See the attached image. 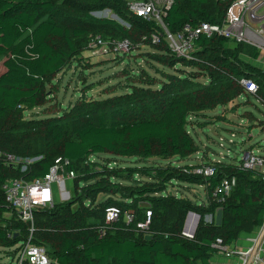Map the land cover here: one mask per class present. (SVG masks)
<instances>
[{
	"label": "trees",
	"instance_id": "16d2710c",
	"mask_svg": "<svg viewBox=\"0 0 264 264\" xmlns=\"http://www.w3.org/2000/svg\"><path fill=\"white\" fill-rule=\"evenodd\" d=\"M56 1L62 7L82 14L95 23V26L104 28L113 25V20L94 19L90 15V12L110 5L120 16H125L126 12L130 27L146 34V37L157 28L154 21L129 14L125 0H0V57H4V69L0 73V137L12 149L0 153L14 156L18 154L17 157L21 158L40 156L24 173L20 172V167L14 169L3 164L0 159V215L15 213L2 199V185L8 178L23 175L28 179L42 177L48 173L57 156L68 158L71 162L69 168L77 175L79 165L88 161L98 167L95 170L84 169L87 171L83 179L86 184L81 186L80 199L89 202L99 193L111 196L94 210L84 207L75 212L74 217H83L74 236L65 231L70 229L71 219L64 216L54 219L59 213L68 211L66 205L69 202L39 210L41 217H47L48 220L54 217L52 225L65 228L57 237L52 252L47 249V254L54 260L52 264H212L213 255L218 254V250L212 246L217 237L230 245L239 237L252 234L262 223L263 172L226 162H215L216 173L206 177L192 172L199 164L170 165L154 169L136 166L129 168L128 174L139 173L148 179H135L134 183L119 184L115 181L106 182L104 178L111 169L101 168L99 161L95 163L90 158L112 154L134 157L144 162L152 155H159L164 159L171 156L181 159L190 157L200 151L189 132L192 115L199 114L206 108L212 109L230 103L239 97L243 89L237 79L244 75H251L259 84L258 96L262 98L260 93H264V71L240 59L241 46L233 48L223 38L203 37L197 41V45L201 47L196 52L199 58L197 61L176 57L166 46L160 45L165 47L162 53L167 56L168 62L165 64L174 67L177 63H182L198 71L188 72L192 74L190 76L187 72L183 75L178 70L180 77H175L174 81L164 79L156 90L149 83L131 86L125 84L130 90L126 93L125 105L114 106L110 118L104 107L97 109L96 117H92L89 111L82 110L80 104L79 113L70 124V130L61 115L56 119H45L42 123L43 120L22 114L40 103L43 89L55 83L57 75L65 71L71 59L81 63L80 58L73 56L78 50L70 41L71 30L63 23L66 16L56 7ZM230 1L173 0L164 23L171 32L178 31L185 24L218 23ZM117 29L123 36L121 40L128 39L132 42L123 26L118 25ZM53 37L64 39L69 50L52 44ZM198 74L206 79L205 82L198 80ZM181 90L184 91L180 92ZM185 90H190L189 95ZM49 93L52 96V91ZM81 102L96 103L84 99ZM137 103L141 104L138 107L140 110L154 109L153 117L130 121V110L138 111ZM17 114H20L19 118L15 119ZM40 124L43 125L42 129H38ZM36 130L44 140L38 151L30 147L34 141L31 131ZM69 131L77 138L69 139ZM151 170L156 171L154 175H150ZM233 176L237 178L236 186L224 202H216L213 197L215 187L223 177ZM124 180L130 178L126 177ZM174 182L182 187L184 184L202 186L206 197L191 200L177 195L168 189L169 184ZM111 206L120 208V217L116 222L105 223L104 211ZM147 208L152 211L149 239L145 238L143 232L134 229L137 221L144 220ZM171 209L175 210V214H169ZM218 209L222 210L220 225L199 221L192 238L182 234L184 219L189 211L211 215L213 218ZM129 210L135 213V220L126 225L124 213ZM89 216H96L101 222L89 226L86 224V217ZM249 217L252 229L243 231L242 225ZM3 222L5 225L0 226V246L11 248L19 241L22 242L21 237L12 236L16 230L27 233L24 223L8 222L5 219ZM33 243L45 244L35 234ZM14 252H10V256Z\"/></svg>",
	"mask_w": 264,
	"mask_h": 264
},
{
	"label": "rangeland",
	"instance_id": "374dc122",
	"mask_svg": "<svg viewBox=\"0 0 264 264\" xmlns=\"http://www.w3.org/2000/svg\"><path fill=\"white\" fill-rule=\"evenodd\" d=\"M210 1L216 2V0ZM55 5L66 16V20L63 23L70 28V41L75 49L78 50L73 56L76 59L80 58L81 63L74 58L73 61L71 59L65 71L57 75L55 83L43 89L40 103L32 108V110L23 113V116L34 117L35 119L43 120L42 123H44L45 119H56V117L61 115L67 121L66 126L70 130V124L75 119L80 104L83 107L82 110L89 111L92 117H96L97 109L104 107L107 117L110 118L114 106L125 105L124 101L127 100L125 99L126 93L130 91L126 88L125 84L128 83L131 86L132 84L149 83L151 88L156 90L164 79L174 81L175 77H180L178 70L182 71L183 75L187 72V75L190 76L192 74H188V72L193 71L195 73L198 71L196 68L186 66L182 63H177L174 67L165 64L168 62L167 56L162 54L165 51V47L152 45L148 37L145 36L146 34H142L130 27L129 22L126 20L128 17L126 12L124 14L125 16H120L114 11V7L110 5L102 10L90 12L91 17L94 19H110L114 21L113 25L103 28L101 26H95V23L87 20L82 14L62 7L59 1H56ZM112 13L116 14L118 18H115ZM118 25L123 26L128 31V35L133 42H131L134 47L132 51L123 55L122 52L118 54L114 53V51L110 52V48L105 52L98 49V47H92V40L96 36H101L110 45H113L115 41L121 40L123 36L118 33ZM51 43L69 50L68 43L62 38L53 37ZM241 46L247 55L254 54V47L246 44H241ZM3 59L4 57L1 56L0 73L4 69L2 64ZM197 76L199 81H203L201 75L199 76L198 74ZM47 81L49 82V79ZM144 87L147 86L145 85ZM49 91H52V96H50ZM183 91L181 90L180 92ZM185 91H188L187 95H189L190 90ZM260 94L264 99V93ZM262 98L243 95L237 97L230 103L219 105L212 109L206 108L200 111L199 114L192 115L190 118L191 130L189 132L199 146L200 151L190 157L181 159L171 156L168 159H164L159 155H152L146 161L140 162V159L134 157H118L112 154H104L96 158L91 157L90 159L95 163L99 161L98 163H100V167L103 169L114 170L107 171L106 177L104 178L106 182L111 183L115 181L119 184H130L134 183L135 179L141 181L148 179L143 174H128L130 172L128 169L136 166H148L154 169L155 167L163 168L169 167L170 165H194L199 161L237 164L245 151H252L253 154L264 157V100ZM83 99L90 102L96 101V103H82L81 101ZM140 105V103H137L138 111L134 109L130 110V121L153 117L154 109L140 110L138 108ZM19 115L17 114L15 119H18ZM42 126L40 124L38 129H42ZM31 132L33 133L31 138H34V141L30 144V147L34 151H38L44 143L43 136L37 130ZM68 138L76 139L77 136L69 131ZM11 150L5 144L3 137H0V152ZM15 155L19 156L18 154ZM109 163L111 164L109 165ZM97 167L98 165H93L88 161L81 163L76 177L65 183V187L69 190V197L56 198V204H68L69 202L66 205L68 211L64 214L59 213L58 216L55 218L52 217V219L54 218L56 220L61 216L71 219L70 229L67 230L68 228L65 229L63 226L55 227L51 224L52 219L48 220L47 217H41V213L36 211L33 213L34 223L24 224L27 228V233L16 230L15 232L17 233H14L12 236L21 237L22 242L19 241L11 248H5L3 245L0 246V264H15L19 255V252L15 255L18 248L22 243L27 242L28 239H30V243H33L34 234L44 240L45 244L41 245L50 252H52L57 237L64 229L66 234L70 236L76 235L83 215L80 218H76L74 217L75 212L84 207L89 210H94L101 206L107 197L111 196L107 193H99L95 197H92L89 202L80 199L81 194L79 191L81 190V186L86 184L83 179L87 171H84V169L95 170ZM155 172V170H151L150 173L152 174L150 175H154ZM126 177H129L130 180H124ZM183 186L174 182L173 184H169L168 189L177 195L188 197L191 200H202V198L206 197L202 186H187L185 184ZM169 214H175V210L171 209ZM2 219L8 222L18 221L17 215L15 213L12 215L10 212L0 215V226L5 225ZM186 219H189V222L196 221L197 224L199 221L207 224H213L215 222V216L212 218L206 214L199 215L198 217L194 215L188 216L186 214L184 220ZM95 222L99 224L101 219L96 216L86 217L87 225L92 226ZM32 226L33 231H31ZM242 229L243 231L252 229L250 217L243 223ZM191 230L187 223L185 233L190 234ZM12 251H15L14 255L10 256V252ZM215 256L216 254L213 255L212 259ZM22 264H27V262L23 261Z\"/></svg>",
	"mask_w": 264,
	"mask_h": 264
},
{
	"label": "built area",
	"instance_id": "2783aa9c",
	"mask_svg": "<svg viewBox=\"0 0 264 264\" xmlns=\"http://www.w3.org/2000/svg\"><path fill=\"white\" fill-rule=\"evenodd\" d=\"M172 3L173 0H125V7L129 14L142 17L148 21H154L157 28L148 36L150 43L155 46H166L168 51L176 57L186 61H197L199 58L196 52L201 49L197 45V41L203 37L207 39L218 37L225 39L228 45L233 48H238L241 44L254 47V54L247 55L242 49L239 57L264 71V0H231L218 23L185 24L176 32L169 31L164 23V17ZM112 15L116 14L112 13ZM91 45L105 52L110 48V52L114 51L116 54L122 52L123 55L134 48L128 39L115 41L113 45H110L101 36H96L92 40ZM205 80L203 77L202 82H205ZM237 82L243 89L240 96L252 95L259 97L260 86L251 75H244L237 79ZM39 158L40 156L24 159L0 153V159H2L3 164L14 169L20 167L19 170L21 172L22 169L23 173L28 170L29 165ZM237 164L244 169L262 171L264 157L253 154L252 151H245ZM70 165L71 162L68 158L57 156L48 173L42 177L28 179L23 175L17 178H8L2 185L3 202L13 208L19 222L33 224L34 212L52 208L56 204V198H63L66 194L69 197V190L65 187V183L76 177V172L69 168ZM192 172L206 177L214 175L216 170L213 162H204L195 167ZM236 183L237 178L235 176L223 177L213 191L214 200L218 203L224 202L236 186ZM120 214L121 210L119 207H108L104 211V222H116ZM144 217V220L135 223L134 229L143 232L145 236L151 235L152 211L150 208L145 209ZM124 218L125 224L129 225L135 220V213L129 210L124 213ZM187 223L189 229H192L191 232L196 229V221L189 222L188 219ZM31 231H33V226ZM190 234L185 233L183 235L187 238H192ZM239 239L237 240L238 242L227 245L222 238L217 237L212 244L218 250V254L215 257H222L228 264H264V214L262 223L257 229L252 234L244 236L242 239L243 244H239ZM31 243L30 239H28L27 242L20 245L15 254L17 255L19 252L15 264H22L23 261H26L27 264L54 263L44 246Z\"/></svg>",
	"mask_w": 264,
	"mask_h": 264
},
{
	"label": "water",
	"instance_id": "95a60500",
	"mask_svg": "<svg viewBox=\"0 0 264 264\" xmlns=\"http://www.w3.org/2000/svg\"><path fill=\"white\" fill-rule=\"evenodd\" d=\"M114 17L117 18L116 15H114ZM64 198H68V195L66 194ZM187 215H188V216H192V215H194V216H196V217L199 216V215L196 214L195 212H191V211H189V212L187 213ZM210 217H212V216L210 215ZM186 218H187V217H186ZM221 220H222V210H221V209H218V210L216 211V214H215V224H216V225H220V224H221ZM186 222H187V219L185 220V224H184V227H183V234H185V231H186ZM196 225H197V222L195 223V226H196ZM194 232H195V229L191 232L190 237H193V236H194ZM150 237H151V235H146V236H145L146 239H149Z\"/></svg>",
	"mask_w": 264,
	"mask_h": 264
},
{
	"label": "crops",
	"instance_id": "0c3cea01",
	"mask_svg": "<svg viewBox=\"0 0 264 264\" xmlns=\"http://www.w3.org/2000/svg\"><path fill=\"white\" fill-rule=\"evenodd\" d=\"M204 163L203 161H199L198 163L194 164V165H200ZM188 165H191V164H188ZM261 172H264V170L262 169ZM245 236V235H244ZM244 236H241L240 239H239V244H243V241L242 239L244 238ZM238 242V241H237ZM217 261V262H216ZM212 264H228L226 260H224L222 257L220 256H217L214 258V260L211 261Z\"/></svg>",
	"mask_w": 264,
	"mask_h": 264
}]
</instances>
